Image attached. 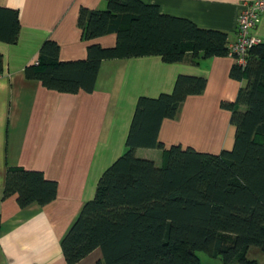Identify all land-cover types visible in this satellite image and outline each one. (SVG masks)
I'll return each mask as SVG.
<instances>
[{
  "label": "trees",
  "instance_id": "trees-1",
  "mask_svg": "<svg viewBox=\"0 0 264 264\" xmlns=\"http://www.w3.org/2000/svg\"><path fill=\"white\" fill-rule=\"evenodd\" d=\"M103 10L81 8L77 24L82 38L116 34L114 47L90 44L84 61H59V46L46 41L37 64L26 77L63 93L94 89L105 59L160 55L181 61L188 46L193 58L224 56L227 35L160 13L140 0H105ZM16 12L0 7V39L15 42ZM1 61V56H0ZM230 76L246 79L234 102H222L231 113L235 138L219 154L173 145L161 166L136 155L137 148H161L159 126L177 116L190 95L204 91L205 78L179 75L171 93L140 96L126 136V150L101 174L93 199L87 201L61 241L67 264H76L99 249L96 264H200L198 251L224 264H261L246 256L250 246L264 250V41L254 45L243 68ZM56 183L35 170L8 169L4 195H15L20 207L46 204Z\"/></svg>",
  "mask_w": 264,
  "mask_h": 264
},
{
  "label": "crops",
  "instance_id": "crops-1",
  "mask_svg": "<svg viewBox=\"0 0 264 264\" xmlns=\"http://www.w3.org/2000/svg\"><path fill=\"white\" fill-rule=\"evenodd\" d=\"M140 1L198 28L225 32L228 47L236 40L241 5L253 0ZM0 7L16 12L19 24L15 42L0 39V264H67L61 241L94 198L103 171L126 150L138 98L171 93L179 75L205 78L204 91L187 96L175 118L162 120L163 149L137 148L160 150L161 158H142L161 166L164 150L173 145L211 154L233 147L235 127L221 103L234 102L247 81L230 76L236 63L228 54L193 58L187 46L184 58L173 63L160 55L105 59L91 92L63 93L27 78L25 68L38 61L46 41L57 43L61 62L86 60L90 44L114 47L115 33L84 40L77 24L81 8L103 10L105 0H0ZM252 33L264 41V13ZM12 168L54 181L55 198L20 207L15 195H4ZM101 258L96 249L76 264Z\"/></svg>",
  "mask_w": 264,
  "mask_h": 264
},
{
  "label": "built area",
  "instance_id": "built-area-1",
  "mask_svg": "<svg viewBox=\"0 0 264 264\" xmlns=\"http://www.w3.org/2000/svg\"><path fill=\"white\" fill-rule=\"evenodd\" d=\"M262 13H264V0H253L241 5L237 19L236 40L228 45L227 54L243 68L247 65L250 49L261 42L252 31L256 28Z\"/></svg>",
  "mask_w": 264,
  "mask_h": 264
},
{
  "label": "rangeland",
  "instance_id": "rangeland-1",
  "mask_svg": "<svg viewBox=\"0 0 264 264\" xmlns=\"http://www.w3.org/2000/svg\"><path fill=\"white\" fill-rule=\"evenodd\" d=\"M147 149H137V156L141 157H152L155 160L161 158L162 151L160 150H147ZM197 256L199 257L200 264H224V262L219 257H213L205 251H198ZM246 256L250 259H255L259 263L264 264V250L256 246H250L246 252Z\"/></svg>",
  "mask_w": 264,
  "mask_h": 264
}]
</instances>
